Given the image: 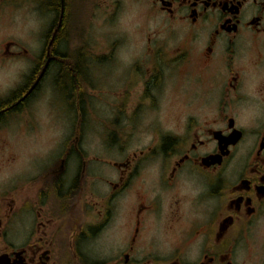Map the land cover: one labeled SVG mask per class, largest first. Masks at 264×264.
<instances>
[{
    "label": "flooded vegetation",
    "instance_id": "1",
    "mask_svg": "<svg viewBox=\"0 0 264 264\" xmlns=\"http://www.w3.org/2000/svg\"><path fill=\"white\" fill-rule=\"evenodd\" d=\"M17 7H49L52 35L0 91V146L42 129L52 66L71 139L0 158V264H264V0H0L1 20ZM74 23L86 45L54 49ZM91 121L118 158L90 156Z\"/></svg>",
    "mask_w": 264,
    "mask_h": 264
},
{
    "label": "rangeland",
    "instance_id": "2",
    "mask_svg": "<svg viewBox=\"0 0 264 264\" xmlns=\"http://www.w3.org/2000/svg\"><path fill=\"white\" fill-rule=\"evenodd\" d=\"M67 3L69 6L72 3V0H67ZM20 7H17L11 15L5 14L1 20L0 17V91L1 90H7L6 86L14 83H18L17 81L19 79L20 72L25 69L29 62L37 55L39 52V49L41 47V39L44 41V47L45 51L47 48V43L50 40V37L52 35V31L49 35L47 30L49 31L52 20H53V14L50 12L49 7L48 11H44L42 15V19L37 17V14L34 13L35 16L25 14L23 10H19ZM76 13V12H75ZM78 13V12H77ZM75 14L72 17V21H74ZM128 18V16L126 17ZM43 20V33L38 32L39 28L42 24ZM89 20V15L86 10H82L80 13H78V17L76 22L84 21V24ZM123 23V24H122ZM122 23H118V28L123 30H131V25L126 22V19L123 20ZM76 33L73 37L68 38L71 36V32L66 36V38L58 45L56 44V47L54 49L60 50L59 52H63L65 50H70L71 53H73L75 50L79 49L80 47L85 46L83 36L81 34V31L77 28V25L74 23ZM87 26V25H86ZM122 26V27H121ZM96 35L98 38H102L104 34L109 32L108 27L103 25H96L95 26ZM37 32L34 33L33 31ZM19 40L15 41V44L18 46L13 49V46L10 47L11 50L17 51L16 57H12V54H7L6 57H4L3 51L5 47V41L6 40ZM13 45V44H12ZM105 43L100 44L101 49H103ZM24 48H27L28 53L24 51ZM87 48H89V45H87ZM55 50V51H56ZM68 50V51H69ZM91 53V52H88ZM86 53V54H88ZM55 55V54H54ZM128 53L126 49L122 52V56L126 59H128ZM70 60H72V56L70 55ZM56 65H59L56 63ZM56 72V66L50 67L47 78L45 81V89L43 91L42 100H39V110L38 107L34 109V112L38 110V118L41 122L42 129L38 131L37 129L31 130L27 136L22 134V131L20 129L16 130V136L18 140L12 145L10 143V136L7 138V142L2 144L0 146V158L2 157H8V155L13 154L15 157H22L25 155L26 152L29 154L32 153V155H35L38 153L36 151L37 148L44 149V152L46 156H48L47 149L52 148L53 153L50 154L52 157H56L58 153L59 143H61V146L67 141L71 139L69 137V133L71 131V122L68 120H72V115L70 118L67 119L68 124L61 123V126H59L56 122H61L60 118H54L51 114V109H54L57 116L60 117L62 115V105H63V95L61 93H55L52 96V99L55 101V104H53L54 108H51V89L48 88V85H51L53 83L54 75ZM50 91L49 92L47 91ZM54 90V89H53ZM64 95H67L66 92H63ZM42 97V96H41ZM46 98V99H45ZM94 108H92L95 112L97 110L101 111L104 108V102L102 101H94L92 102ZM168 100L164 99L162 101V106L164 110H167L169 108L168 106ZM179 103L182 105H187L190 102H186V99H180ZM103 106V107H102ZM191 107L196 108L195 105H191ZM189 107L190 109H192ZM93 113V112H92ZM94 116V113H93ZM96 116L97 113H96ZM95 117V116H94ZM102 117L97 118L100 120ZM17 121H20V119H16ZM16 120H13L11 123L15 122ZM93 124L92 130H89V132L85 133V136L82 138L83 141L88 143V149L91 151L90 156L92 155H103L105 158L113 159L118 158L119 153L117 149H110L107 144H103L102 138L103 135L100 132L101 125H98L96 121H91ZM66 125V126H65ZM69 126V128H68ZM104 141H107L106 139H103ZM24 144V145H23ZM60 146V148H61ZM27 149V150H23ZM60 150V149H59ZM23 152V153H22ZM9 171V168L5 167L2 172L0 173V176L6 175Z\"/></svg>",
    "mask_w": 264,
    "mask_h": 264
},
{
    "label": "trees",
    "instance_id": "3",
    "mask_svg": "<svg viewBox=\"0 0 264 264\" xmlns=\"http://www.w3.org/2000/svg\"><path fill=\"white\" fill-rule=\"evenodd\" d=\"M61 2H63V0H44L45 5L48 4L51 7H53L54 9H56V8L58 9ZM63 35H62V37H63ZM67 70H68V68L66 67V71ZM73 80H74V78L72 77V75H69V73H68V75L66 74V82H68L69 84H72L74 82Z\"/></svg>",
    "mask_w": 264,
    "mask_h": 264
},
{
    "label": "bare ground",
    "instance_id": "4",
    "mask_svg": "<svg viewBox=\"0 0 264 264\" xmlns=\"http://www.w3.org/2000/svg\"><path fill=\"white\" fill-rule=\"evenodd\" d=\"M50 12H52V10H49Z\"/></svg>",
    "mask_w": 264,
    "mask_h": 264
}]
</instances>
